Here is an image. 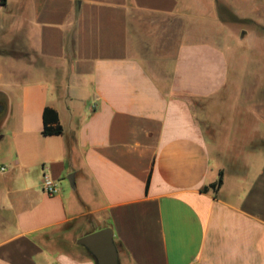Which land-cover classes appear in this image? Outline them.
<instances>
[{"label": "crops", "instance_id": "1", "mask_svg": "<svg viewBox=\"0 0 264 264\" xmlns=\"http://www.w3.org/2000/svg\"><path fill=\"white\" fill-rule=\"evenodd\" d=\"M233 9L0 5V264H97L79 239L105 228L120 264H264V102L258 87L242 105L247 88L234 85L231 37L218 32ZM201 13L214 29L186 23ZM153 18L186 23L171 60L142 55ZM46 107L62 135H43ZM44 174L58 194L43 191Z\"/></svg>", "mask_w": 264, "mask_h": 264}, {"label": "rangeland", "instance_id": "2", "mask_svg": "<svg viewBox=\"0 0 264 264\" xmlns=\"http://www.w3.org/2000/svg\"><path fill=\"white\" fill-rule=\"evenodd\" d=\"M230 1L234 9L232 15H230L229 27L223 29L220 26L222 29L218 32L223 37H226V35L231 37L228 39L230 40L229 48L232 49L234 54L231 58L232 70L235 71L233 72L234 85H243L247 88L245 94L240 93L241 99H245L244 102L240 101V103L242 105H252L253 100H251V97H254V88L258 87H261L262 90L257 94L264 102V33L259 25V0ZM200 16H204V14L201 13L196 18L188 19L186 23L189 25L196 24L201 30L213 28L210 20L207 19L208 21H206ZM152 21L155 26L154 32L150 30L152 42L146 49H143L142 55H158L171 60L180 43L181 31L186 23L179 18H153ZM138 25L140 26V33H148L149 28L145 21L139 20ZM243 32H246V36L241 39ZM149 48L150 52H148ZM242 92L244 93V89ZM257 94L256 96H258ZM224 112L226 114L227 110ZM260 112L261 114L264 113L262 109Z\"/></svg>", "mask_w": 264, "mask_h": 264}, {"label": "water", "instance_id": "3", "mask_svg": "<svg viewBox=\"0 0 264 264\" xmlns=\"http://www.w3.org/2000/svg\"><path fill=\"white\" fill-rule=\"evenodd\" d=\"M79 244L91 252L97 264H120L118 249L111 228H105L84 236L79 239Z\"/></svg>", "mask_w": 264, "mask_h": 264}, {"label": "trees", "instance_id": "4", "mask_svg": "<svg viewBox=\"0 0 264 264\" xmlns=\"http://www.w3.org/2000/svg\"><path fill=\"white\" fill-rule=\"evenodd\" d=\"M7 0H0V5L5 6ZM64 132V128L60 122L58 112L51 108L46 107L43 113V135L44 136H60ZM223 184V172L220 173V177L217 183L212 184L204 188V191L210 188L214 191L219 189Z\"/></svg>", "mask_w": 264, "mask_h": 264}, {"label": "built area", "instance_id": "5", "mask_svg": "<svg viewBox=\"0 0 264 264\" xmlns=\"http://www.w3.org/2000/svg\"><path fill=\"white\" fill-rule=\"evenodd\" d=\"M2 170H5V169L3 168ZM43 191L50 196H54L59 193L60 185L57 182L53 181L49 176L44 174Z\"/></svg>", "mask_w": 264, "mask_h": 264}]
</instances>
